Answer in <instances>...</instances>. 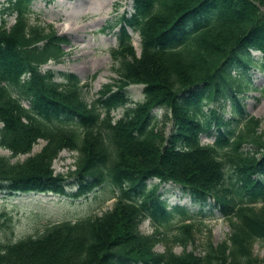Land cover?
Returning a JSON list of instances; mask_svg holds the SVG:
<instances>
[{"label": "trees", "instance_id": "obj_1", "mask_svg": "<svg viewBox=\"0 0 264 264\" xmlns=\"http://www.w3.org/2000/svg\"><path fill=\"white\" fill-rule=\"evenodd\" d=\"M128 1L130 12L100 29H116L109 51L115 78L90 102L75 75L40 71L61 62L68 42L52 25L29 22L33 0L0 3V148L9 153L0 156V192L76 200L104 183L117 191L98 217L0 241V264H264V252L252 251L264 244V125L245 115L238 98L249 71H264V0ZM129 32L139 38L138 55ZM129 86L142 87L140 102H129ZM259 91L264 96V85ZM226 100L228 120L214 108L204 114L205 105ZM157 109L169 116L167 134L155 128ZM201 135L213 136L211 144H200ZM39 140L43 146L29 156ZM61 150L76 154L65 176L52 170ZM69 177L75 190L66 195ZM152 180L177 185L202 205L211 199L228 223L225 240L185 252L194 231L180 225L171 240L183 250L175 254L165 230L174 216L180 223L188 216L167 208L157 185L147 189ZM143 220L149 235L139 231ZM159 244L162 252L154 250Z\"/></svg>", "mask_w": 264, "mask_h": 264}, {"label": "rangeland", "instance_id": "obj_2", "mask_svg": "<svg viewBox=\"0 0 264 264\" xmlns=\"http://www.w3.org/2000/svg\"><path fill=\"white\" fill-rule=\"evenodd\" d=\"M3 0H0V3ZM32 14L30 23L39 22L40 25L50 24L57 35L65 37L68 44L62 46L64 57L59 64L48 62L40 71L50 70L55 73H70L75 75L80 84H85L82 96L86 102L96 98L98 90L103 85L112 83L115 78L111 70L109 51L116 46L112 31L101 32L100 29L107 21L113 20L124 11L130 12L131 3L128 0H33L30 6ZM13 17L6 18V26L11 25ZM130 33L131 45L135 54H139V38L135 33ZM254 60L258 59L257 53H252ZM249 78L245 82V89L238 96L246 116L261 120L260 128L264 125V96L259 89L264 85V71L257 67L249 71ZM233 77H237L234 73ZM56 81H59L55 77ZM141 86H129L126 94L129 102L136 103L142 100ZM220 100V99H219ZM26 106L25 103H23ZM209 108L217 109L224 120L231 117L229 100L217 101L204 106V114ZM122 109L112 112L113 120L117 119ZM153 116L157 130L168 133L170 124L169 116L163 110H154ZM208 117V115H206ZM243 123V120H241ZM200 144H211L213 136L199 137ZM44 142L39 140L29 154L39 151ZM0 156L9 157L6 150L0 148ZM27 155L11 159V162H20ZM76 154L61 150L52 162L54 175H67L73 170ZM65 187L66 195L74 192V180L67 178ZM157 185V194L165 201L167 208L175 205L182 207L188 220L180 223V217L174 216L168 229L165 230L167 247H171L175 254H180L183 248L172 242L171 238L180 225H190L193 228L194 242L186 245L185 252L193 251L196 255L202 250L206 240L215 245L225 240L229 233L228 223L223 219L212 200L205 204L193 202L181 187L171 184H158L156 180L147 182V189ZM117 191L111 184L104 183L86 197L71 200L67 196L52 194H14L0 192V241L2 243L16 242L27 236H36L47 225L61 222H75L76 220L100 216L111 209ZM180 223V224H178ZM140 233L149 235L153 228L148 220H143L139 225ZM163 244L157 245L154 250L162 252ZM253 254L259 258L264 252V244L255 242L252 247Z\"/></svg>", "mask_w": 264, "mask_h": 264}]
</instances>
